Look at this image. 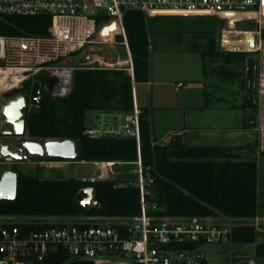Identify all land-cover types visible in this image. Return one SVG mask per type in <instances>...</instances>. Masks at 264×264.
<instances>
[{"label": "built area", "instance_id": "2783aa9c", "mask_svg": "<svg viewBox=\"0 0 264 264\" xmlns=\"http://www.w3.org/2000/svg\"><path fill=\"white\" fill-rule=\"evenodd\" d=\"M263 0H0V17L49 16L48 35L0 36V93L22 91L27 83L43 77L42 89L52 99L66 98L73 87L74 72L81 70L69 64L71 57L93 43L116 44V38L130 57L123 26L126 11H138L147 17L158 14L211 16L230 21L233 16L262 12ZM115 24L111 37L102 31ZM225 31L221 47L227 49ZM229 40V39H228ZM257 44V40H256ZM255 44V47L257 46ZM246 51H252L244 43ZM131 60V59H130ZM132 64V63H131ZM133 78V70H129ZM39 82V81H38ZM41 86V83H40ZM183 84H177V88ZM31 88V87H30ZM132 90L130 113L102 112L94 127L85 134L92 138H133L137 146L136 180L139 192V215L112 218L102 224L41 220L14 221L2 217L0 222V264H44L58 252L71 261L93 264H208L203 248L211 244H231L233 225L207 224L200 219L158 215L159 208L149 203L154 182L149 168L144 172L140 157V111ZM30 93V92H29ZM183 131L168 132L154 145L167 146L181 139ZM83 163V162H82ZM95 172L81 182L106 179L115 163H91ZM118 164V163H117ZM109 169L106 173L105 170ZM106 174V175H104ZM91 206L98 207L92 199ZM231 264V263H230ZM243 264H257L247 258Z\"/></svg>", "mask_w": 264, "mask_h": 264}, {"label": "trees", "instance_id": "16d2710c", "mask_svg": "<svg viewBox=\"0 0 264 264\" xmlns=\"http://www.w3.org/2000/svg\"><path fill=\"white\" fill-rule=\"evenodd\" d=\"M51 19L49 16L0 17V36L48 35ZM123 26L133 62V78L125 76L121 86L120 105L122 113L132 111V80L136 84L148 83L150 79L148 19L138 11H126ZM116 26L104 29L102 35L111 37ZM203 34V33H202ZM121 40V38H118ZM207 39V38H206ZM215 42L207 39L205 53L201 57L236 58L237 63L247 61L245 52H214ZM228 63V62H227ZM204 71L205 68L203 67ZM256 63L249 58L248 80L250 102H252V82ZM206 72V71H205ZM216 77L231 83L240 76L235 71L221 65ZM247 76L241 89H246ZM28 86V83L26 84ZM25 85V86H26ZM106 82L100 73L75 71L73 87L66 98L52 99L41 95L36 111L26 113L27 135L37 139L64 140L74 142V161L77 163H121L132 166L137 160V146L133 138H92L85 134L88 111L100 110L107 102H98V89L105 88ZM243 107H246V102ZM255 108H253L254 110ZM115 111L108 110L107 112ZM140 157L144 172L149 168L153 179L149 203L159 208L158 215L184 217L190 219L224 218L239 222L254 218L257 207V167L254 161L243 158L244 148L222 146H184L180 139L167 146L154 145L151 138L150 121L145 108H139ZM250 120L244 122L249 128ZM248 145L246 151H253ZM49 159V158H46ZM52 161V160H49ZM134 181L97 180L83 183L81 180H48L38 176L20 175L17 196L13 201H0V217H84V218H132L139 215L138 188ZM83 188L93 189V200L98 207L87 208L77 203V193ZM256 240L254 227L239 224L232 229V243L253 244ZM264 244L257 248V256L262 255ZM44 264H93L89 261H71L63 252L48 257ZM234 264V263H233Z\"/></svg>", "mask_w": 264, "mask_h": 264}, {"label": "rangeland", "instance_id": "374dc122", "mask_svg": "<svg viewBox=\"0 0 264 264\" xmlns=\"http://www.w3.org/2000/svg\"><path fill=\"white\" fill-rule=\"evenodd\" d=\"M257 10V9H256ZM256 10L243 14L236 19L224 21L211 16H178L158 14L147 17L150 26L148 37L150 79L147 85L136 86L135 102L138 108H145L148 112L151 128V138L159 141L171 131H182L184 135L180 142L184 146H222L238 148L256 143L254 127L255 120L250 121V129H243L245 113L241 106L244 105L245 89L242 88L246 77V61L237 63L236 58L225 56L215 58L212 56L201 57L205 53L207 39L213 38L215 42L214 52L227 54L229 52H245L246 59L256 58L255 51H246L244 42L247 33L255 37L259 44L264 37V13ZM125 13V12H124ZM222 31H225L227 40L241 41L243 44L230 43L227 49L221 47ZM203 33V34H202ZM250 37V36H248ZM207 38V39H206ZM116 38V44L93 43L83 51L71 57L69 64L79 67V71H93L100 73L101 79L106 82L105 88L98 89L95 100L107 102L108 108L88 111L87 127H94L100 113L121 112L120 96L122 81L125 76H130L133 70V62L128 52ZM226 45V44H225ZM129 47V45H128ZM130 52V49H129ZM131 59V60H130ZM228 62V63H227ZM132 63V64H131ZM224 65L227 70L235 71L240 79L231 83L216 77V70ZM206 71V83L208 95L204 96L201 67ZM133 73V72H132ZM36 80L41 83L43 77L39 75ZM181 82L183 87L175 89ZM208 84L211 85L208 88ZM31 82L28 83L30 89ZM21 91L29 102L30 93ZM14 92L12 94H15ZM135 93V92H133ZM217 96L225 98L219 101ZM35 109L34 111H36ZM253 110V109H252ZM249 113V118L254 113ZM41 141V140H39ZM249 151L242 150L241 155ZM246 159L252 160L247 156ZM59 158L40 157L36 161L40 163L25 165L20 172L25 176H38L48 180H80L90 177L95 172L91 163L83 165L74 161H55ZM52 160V161H49ZM262 164V163H261ZM136 165L124 166L118 163L111 167V172L106 169V179L121 180L124 182L136 180ZM14 221L31 222L41 220L51 224L62 222H83L87 224H104L106 221H116L112 218H84V217H10ZM129 219V218H124ZM3 220L0 217V222ZM207 224L225 225V220L212 218L200 219ZM234 226L245 224L244 221H230ZM254 244H211L203 248L208 264H229L233 257L243 258L254 253ZM238 262V261H237ZM238 264V263H236Z\"/></svg>", "mask_w": 264, "mask_h": 264}, {"label": "water", "instance_id": "95a60500", "mask_svg": "<svg viewBox=\"0 0 264 264\" xmlns=\"http://www.w3.org/2000/svg\"><path fill=\"white\" fill-rule=\"evenodd\" d=\"M115 24H112L109 27L111 30L114 29ZM256 38L253 37L247 40V45L252 49L255 48ZM255 62V59H253ZM249 59L247 60L248 67ZM247 82H246V105L248 108H255V98H256V69L254 70V79L252 82V102H250V90H249V80H248V71H247ZM40 82H33L30 90L29 97V106L38 108L40 105ZM25 107V99L23 96L16 97L15 100L9 101L6 106L2 108V112L6 115V122H12L9 118L7 110H12L14 112V117L17 120L13 123L14 132L16 134L22 133L24 129V120L22 119L21 110ZM24 148L30 155L37 157H46V158H59L63 160H74L76 158L75 144L69 139L64 140H52L44 139L40 142H24ZM1 152L4 153V149H1ZM13 157L18 158L16 154H12ZM26 158V154L21 156ZM17 185L18 179L17 175L13 172L6 171L0 175V201L7 200L13 201L17 196ZM93 199V189L92 188H83L77 193V203L87 208L90 206ZM33 264V263H27Z\"/></svg>", "mask_w": 264, "mask_h": 264}, {"label": "crops", "instance_id": "0c3cea01", "mask_svg": "<svg viewBox=\"0 0 264 264\" xmlns=\"http://www.w3.org/2000/svg\"><path fill=\"white\" fill-rule=\"evenodd\" d=\"M262 12L264 13V0L262 2ZM247 40L251 39V34L247 33ZM224 41H228L227 39H225ZM235 44H241L243 43L242 40L241 41H237V42H233ZM257 47L255 49L256 53H257V57L254 58L255 59V63H256V98H255V109L252 110L253 108H248L247 105L244 108L243 105L241 106L242 110L245 113V121L250 120L249 118V113H251V111H253L252 113H254V115L252 117L255 118V124L256 126L254 127L255 133H256V148L253 151H249V154H247L248 152H246L245 155H243V158H245L247 156L251 157L252 160L256 163V167H257V187H256V195H257V207H256V215L254 218L251 219H244L242 221L245 222L246 225L252 226L254 227L255 231H256V240L254 246H255V250L254 253L252 255L249 256H244L243 258H237V257H233L230 259L229 264H243V262L247 259V258H252L254 259L257 264H264V251L262 250V255L257 256V248L260 245L264 244V37L263 39H261L260 43L256 44ZM250 49H252L250 46H248ZM246 68H247V61H246ZM246 75H247V70H246ZM201 76H202V81L200 82V84L203 86V94L204 96L208 95L207 91H205L204 89L207 88V83H206V72L203 69V66L201 67ZM150 82V81H149ZM148 82V83H149ZM148 83H140V84H145L147 85ZM181 83V82H179ZM178 83V84H179ZM140 84H136L133 80H132V90L135 92L134 94L136 95V86L140 85ZM213 85V84H211ZM210 84H208V88L211 87ZM183 87V86H182ZM182 87L177 88V85L175 86V89H180ZM239 91L242 90L240 88V86L238 87ZM136 97V96H135ZM217 99L219 101H226L224 96H217ZM244 103L246 102V89H245V98H244ZM244 121V122H245ZM242 128L243 129H247L244 127V123L242 124ZM250 129V128H248ZM183 131V130H182ZM232 148V147H230ZM238 148H244V150H247L245 148H247V146H243V147H238ZM233 149H237V148H233ZM250 160V159H248ZM262 163V164H261ZM83 165H86L87 163H81ZM94 174V173H93ZM92 174V175H93ZM86 177V176H85ZM214 220H225L224 218H212ZM238 261V262H237Z\"/></svg>", "mask_w": 264, "mask_h": 264}, {"label": "flooded vegetation", "instance_id": "af4514ba", "mask_svg": "<svg viewBox=\"0 0 264 264\" xmlns=\"http://www.w3.org/2000/svg\"><path fill=\"white\" fill-rule=\"evenodd\" d=\"M28 86H24L22 91H28ZM31 88L29 89L30 92ZM15 94H3L0 93V175L3 172L10 171L17 175V179L21 175L25 165L40 163L41 161H36L37 156L30 155L23 146L24 142H40L37 139H34L27 135L26 132V113L32 112L36 107L29 106V102L24 94H21V91H16ZM14 93V92H13ZM41 95V92H40ZM18 96H23L25 99V107L21 110L22 119L24 120V129L22 133L16 134L14 132L13 123L17 120L14 117V112L12 110H7L9 118L12 122H6V115L2 112V108L8 104L9 101H13ZM1 149H4V153L1 152ZM12 154L19 156L15 158ZM26 154V158L21 156Z\"/></svg>", "mask_w": 264, "mask_h": 264}, {"label": "bare ground", "instance_id": "6f19581e", "mask_svg": "<svg viewBox=\"0 0 264 264\" xmlns=\"http://www.w3.org/2000/svg\"><path fill=\"white\" fill-rule=\"evenodd\" d=\"M239 16H242V15H238V16H233L234 18L233 19H236L237 17H239ZM230 43H233L232 41H229ZM223 43L224 44H230V43H228V41H223ZM241 44H243V43H241Z\"/></svg>", "mask_w": 264, "mask_h": 264}]
</instances>
